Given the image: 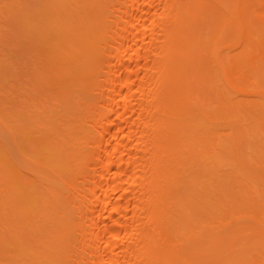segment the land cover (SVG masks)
Masks as SVG:
<instances>
[{
    "label": "bare ground",
    "instance_id": "bare-ground-1",
    "mask_svg": "<svg viewBox=\"0 0 264 264\" xmlns=\"http://www.w3.org/2000/svg\"><path fill=\"white\" fill-rule=\"evenodd\" d=\"M7 1L0 264H264V0Z\"/></svg>",
    "mask_w": 264,
    "mask_h": 264
},
{
    "label": "rangeland",
    "instance_id": "rangeland-1",
    "mask_svg": "<svg viewBox=\"0 0 264 264\" xmlns=\"http://www.w3.org/2000/svg\"><path fill=\"white\" fill-rule=\"evenodd\" d=\"M2 1H3V2H2ZM16 1H18V0H16ZM22 1H23V0H22ZM6 2H8V1H7V0H0V3H1L2 6L6 5V4H5ZM12 2H13V1H12ZM3 3H4V4H3ZM10 3H11V2H10ZM2 6H1L0 8H2ZM4 7H5V6H4ZM0 11H2V10H0ZM3 11H4V12H3ZM3 11L0 12V14L2 13L0 16H3V17H1V20H2L3 22H5V21H6L11 15H10V16L7 15L8 17H6V14H8V12H6L5 9H3ZM11 12H12V11H10L9 13L11 14ZM4 13H5V14H4ZM3 14H4V15H3ZM12 17H13V16H12ZM4 18H6V19L3 20ZM11 19H13V18H11ZM9 21H10V20H8V22H7V23H4V24H6L7 26H11L12 24H9V25H8ZM0 22H1V21H0ZM3 22H1V24H2ZM2 25H3V24H2ZM2 25H0V26H2ZM3 26H4V27H2L0 30H1V31H2V30H3V31H4V30L7 31L8 28H7L5 25H3ZM12 26H14V25H12ZM11 28H12V27H11ZM15 28H16V27H15ZM5 31H4V32H5ZM0 33H1V32H0ZM7 34H8V33H7ZM7 34H5V35H7ZM2 35H3V34H2ZM3 37H5V36L3 35ZM3 37H0V38H3ZM1 41H2V39H1ZM2 46H3V45H2ZM5 46H7V45L4 44V47H5ZM10 47H12V45H11V46H7V48L5 47V48H6L5 52L1 51V52H3V53L1 54V57L6 56V58L4 57L3 59L7 60V61H8L7 63H8L9 65H12L13 63H12V64L9 63V61L11 60V58L8 59V57H10L11 54H13V53L16 54V52H15V51H12V50H10V49H8V48H10ZM12 48H13V47H12ZM0 49H1V48H0ZM1 50H3V49H1ZM12 52H13V53H12ZM11 57H14V55H12ZM13 60H14V59H13ZM12 62H15V61H12ZM13 65H14V64H13ZM13 65H12V66H13ZM9 67H10V66H9ZM10 69H11V67L9 68V70H10ZM10 72H13V71H10Z\"/></svg>",
    "mask_w": 264,
    "mask_h": 264
}]
</instances>
